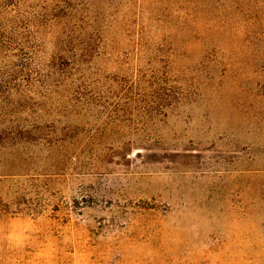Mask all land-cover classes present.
<instances>
[{"label":"rangeland","instance_id":"1","mask_svg":"<svg viewBox=\"0 0 264 264\" xmlns=\"http://www.w3.org/2000/svg\"><path fill=\"white\" fill-rule=\"evenodd\" d=\"M62 1L0 0V264H264V0Z\"/></svg>","mask_w":264,"mask_h":264},{"label":"trees","instance_id":"2","mask_svg":"<svg viewBox=\"0 0 264 264\" xmlns=\"http://www.w3.org/2000/svg\"><path fill=\"white\" fill-rule=\"evenodd\" d=\"M69 2H70L69 0H66L65 2L62 1V4H64V6H65L66 8H71L73 5H71ZM87 3H88V2L81 1V2H79V3L77 4L78 7H79V6L81 7L80 12L85 13V12L88 11V5H87ZM60 11H61V10H59L57 13L54 14V17H55V18H58V16L63 17V14H61ZM87 19H88V16L85 15V14H81V16L77 17V20H78L81 24H82V22H84V21L87 20ZM78 27H79L80 29L82 28V27L79 26V25H78Z\"/></svg>","mask_w":264,"mask_h":264}]
</instances>
